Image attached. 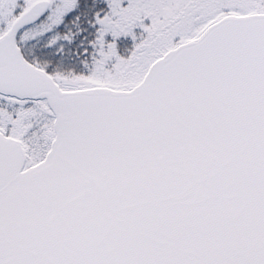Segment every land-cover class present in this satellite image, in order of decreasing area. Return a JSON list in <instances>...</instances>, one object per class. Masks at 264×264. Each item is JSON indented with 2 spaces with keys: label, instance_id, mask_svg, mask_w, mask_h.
<instances>
[{
  "label": "snow or ice",
  "instance_id": "1",
  "mask_svg": "<svg viewBox=\"0 0 264 264\" xmlns=\"http://www.w3.org/2000/svg\"><path fill=\"white\" fill-rule=\"evenodd\" d=\"M0 264H264V0H0Z\"/></svg>",
  "mask_w": 264,
  "mask_h": 264
}]
</instances>
